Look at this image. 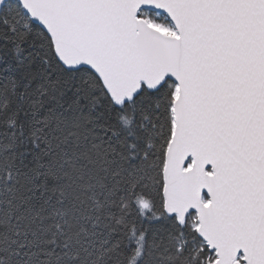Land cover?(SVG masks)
Returning a JSON list of instances; mask_svg holds the SVG:
<instances>
[{
  "label": "snow or ice",
  "instance_id": "snow-or-ice-1",
  "mask_svg": "<svg viewBox=\"0 0 264 264\" xmlns=\"http://www.w3.org/2000/svg\"><path fill=\"white\" fill-rule=\"evenodd\" d=\"M0 264H264V0H0Z\"/></svg>",
  "mask_w": 264,
  "mask_h": 264
}]
</instances>
